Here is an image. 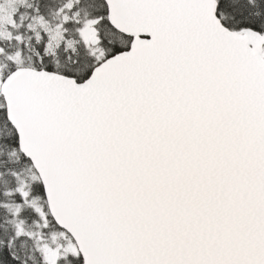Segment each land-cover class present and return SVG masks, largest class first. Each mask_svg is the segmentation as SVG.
<instances>
[{"label": "snow or ice", "instance_id": "snow-or-ice-1", "mask_svg": "<svg viewBox=\"0 0 264 264\" xmlns=\"http://www.w3.org/2000/svg\"><path fill=\"white\" fill-rule=\"evenodd\" d=\"M0 264H264V0H0Z\"/></svg>", "mask_w": 264, "mask_h": 264}]
</instances>
